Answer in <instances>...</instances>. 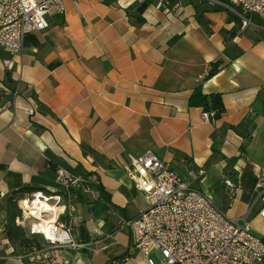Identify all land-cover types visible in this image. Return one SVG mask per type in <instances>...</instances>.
<instances>
[{
    "label": "crops",
    "instance_id": "crops-1",
    "mask_svg": "<svg viewBox=\"0 0 264 264\" xmlns=\"http://www.w3.org/2000/svg\"><path fill=\"white\" fill-rule=\"evenodd\" d=\"M158 1L65 0L48 27L25 34L21 54L0 47V264H48L16 256L5 206L22 186L58 190V167L95 185L70 219L88 244L68 255L73 264H114L127 253L125 264H146L121 226L141 211L130 210L133 194L148 206L127 172L131 156L155 153L231 217L253 207L264 169L263 29L242 30L209 0ZM218 61L219 71L202 78ZM197 88L222 94L221 119L190 105ZM229 178L238 184L231 202ZM257 211L252 227L262 236Z\"/></svg>",
    "mask_w": 264,
    "mask_h": 264
},
{
    "label": "built area",
    "instance_id": "built-area-1",
    "mask_svg": "<svg viewBox=\"0 0 264 264\" xmlns=\"http://www.w3.org/2000/svg\"><path fill=\"white\" fill-rule=\"evenodd\" d=\"M77 2V0H74ZM196 0H159L157 7ZM229 9L241 20V29H264V0H209ZM66 11L65 0H0V47L11 54H21L24 36L48 27L49 17ZM12 68V60L4 59ZM209 75L207 71L202 78ZM20 81L12 92L20 93ZM26 111L34 113L28 107ZM203 118L216 121L215 111L204 110ZM127 172L134 185L147 199L148 206L136 216L124 218L132 246L146 258V264H264V237L252 227V211L264 217V169L257 183V198L250 211L231 217L197 185L189 183L159 156L147 151L131 156ZM60 188L35 190L18 199L22 214L17 224L28 237L36 238L29 248L14 247L24 261L48 264H73L69 254L78 253L88 244L80 243L70 219L77 213V199L92 196L93 181L63 167L55 171ZM229 201L237 194L238 184L226 179ZM130 254L113 260L125 264Z\"/></svg>",
    "mask_w": 264,
    "mask_h": 264
},
{
    "label": "trees",
    "instance_id": "trees-1",
    "mask_svg": "<svg viewBox=\"0 0 264 264\" xmlns=\"http://www.w3.org/2000/svg\"><path fill=\"white\" fill-rule=\"evenodd\" d=\"M238 18V17H237ZM241 21V20H240ZM261 36L264 38V29L261 30ZM221 62H216L213 64L212 68L209 71L207 77H211L219 71ZM189 103L192 106H200L203 110H213L215 111V119L219 120L223 117L226 108L222 98V94L218 92L204 93L200 88L195 89L189 99ZM236 130H239L238 127H234ZM251 136L250 133L246 135V138L249 139ZM242 150H245V146H242ZM57 169V168H56ZM55 169V171H56ZM35 190H44L50 192L44 188L32 187V186H22L17 189H14L11 194L6 199V212H7V224H6V236L12 243L13 247L16 250L29 248L33 244V240L36 241V238L28 237L22 227L17 224V217L22 214V211L18 204V199L24 196L26 193H30ZM104 190L102 189V192Z\"/></svg>",
    "mask_w": 264,
    "mask_h": 264
},
{
    "label": "rangeland",
    "instance_id": "rangeland-1",
    "mask_svg": "<svg viewBox=\"0 0 264 264\" xmlns=\"http://www.w3.org/2000/svg\"><path fill=\"white\" fill-rule=\"evenodd\" d=\"M132 198H134V201L131 200L129 205L131 211L136 212L137 208L144 210L147 207V203L142 196L133 194ZM261 228L262 230L258 232L259 234L264 233V219L261 221ZM262 236L264 237V234Z\"/></svg>",
    "mask_w": 264,
    "mask_h": 264
}]
</instances>
